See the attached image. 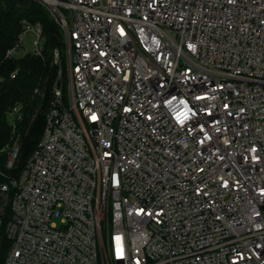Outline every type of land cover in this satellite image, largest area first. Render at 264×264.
<instances>
[{
	"label": "built area",
	"instance_id": "obj_1",
	"mask_svg": "<svg viewBox=\"0 0 264 264\" xmlns=\"http://www.w3.org/2000/svg\"><path fill=\"white\" fill-rule=\"evenodd\" d=\"M10 1L60 28L68 88L2 151L3 264H264V0ZM21 26L6 57H44Z\"/></svg>",
	"mask_w": 264,
	"mask_h": 264
},
{
	"label": "trees",
	"instance_id": "obj_2",
	"mask_svg": "<svg viewBox=\"0 0 264 264\" xmlns=\"http://www.w3.org/2000/svg\"><path fill=\"white\" fill-rule=\"evenodd\" d=\"M41 24L44 33V57L26 54L7 58L22 31V20ZM64 51L63 35L46 9L37 4L23 5L19 1L0 0V169H5L6 154L3 149L18 137L21 143L18 172L38 146L46 124V117L53 101L54 87L59 82V70L63 69L61 86L66 96L67 76L62 65L54 64V51ZM13 73H16L12 76ZM36 90H38L36 92ZM20 109L22 116L13 130L11 112ZM0 180H3L0 177ZM8 212L0 226V264H3L11 243L6 234Z\"/></svg>",
	"mask_w": 264,
	"mask_h": 264
},
{
	"label": "rangeland",
	"instance_id": "obj_3",
	"mask_svg": "<svg viewBox=\"0 0 264 264\" xmlns=\"http://www.w3.org/2000/svg\"><path fill=\"white\" fill-rule=\"evenodd\" d=\"M21 4L23 5H29L30 2H22ZM36 40V37L34 36V34L31 31H27L25 32L24 36H23V40H22V44H21V48L19 50V52L16 54V57H23L26 54H31L33 52V48H34V41ZM44 42L42 41V44ZM65 50V48H64ZM64 53V51H63ZM66 90L68 88V80L66 81ZM67 94V92H66ZM10 216V211L6 210ZM10 219V218H9Z\"/></svg>",
	"mask_w": 264,
	"mask_h": 264
}]
</instances>
